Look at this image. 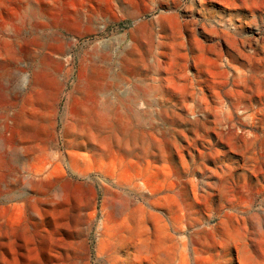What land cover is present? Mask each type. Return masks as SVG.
Here are the masks:
<instances>
[{"label":"rangeland","instance_id":"1","mask_svg":"<svg viewBox=\"0 0 264 264\" xmlns=\"http://www.w3.org/2000/svg\"><path fill=\"white\" fill-rule=\"evenodd\" d=\"M100 60L148 148L117 181L62 142ZM0 264H264V0H0Z\"/></svg>","mask_w":264,"mask_h":264},{"label":"crops","instance_id":"2","mask_svg":"<svg viewBox=\"0 0 264 264\" xmlns=\"http://www.w3.org/2000/svg\"><path fill=\"white\" fill-rule=\"evenodd\" d=\"M125 61L116 62L121 70L126 69ZM100 63L102 67L89 84L77 82L68 91L62 112V142L70 170L101 172L117 181L126 162L134 168H144L147 158L142 156H147L148 148L127 141L133 108L138 106L131 98L132 87H119L117 67L112 71L105 61ZM142 92L146 94L147 89L142 88Z\"/></svg>","mask_w":264,"mask_h":264}]
</instances>
